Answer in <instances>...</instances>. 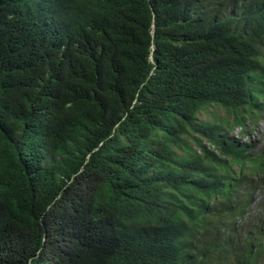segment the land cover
<instances>
[{
    "label": "trees",
    "instance_id": "1",
    "mask_svg": "<svg viewBox=\"0 0 264 264\" xmlns=\"http://www.w3.org/2000/svg\"><path fill=\"white\" fill-rule=\"evenodd\" d=\"M262 119L264 0H0V264H264Z\"/></svg>",
    "mask_w": 264,
    "mask_h": 264
},
{
    "label": "clouds",
    "instance_id": "2",
    "mask_svg": "<svg viewBox=\"0 0 264 264\" xmlns=\"http://www.w3.org/2000/svg\"><path fill=\"white\" fill-rule=\"evenodd\" d=\"M252 125L250 122L247 123V126H250ZM241 129H242V132H241ZM248 130V128H247ZM233 134L234 136L236 137H241V140L242 142L246 141V140H249L251 139L252 137H254L255 135H258V134H261L259 131H258V127L255 128V125H252L251 126V129L248 130V132H244V128L241 126V125H238L235 127V129L233 130ZM244 134H247V135H244ZM207 145L210 147V148H213V146H211L209 143H207Z\"/></svg>",
    "mask_w": 264,
    "mask_h": 264
},
{
    "label": "rangeland",
    "instance_id": "3",
    "mask_svg": "<svg viewBox=\"0 0 264 264\" xmlns=\"http://www.w3.org/2000/svg\"><path fill=\"white\" fill-rule=\"evenodd\" d=\"M251 126H252V125H250V126L248 127V130L251 129ZM256 127H258V131H259L261 134H264V119L260 120V121L258 122V124L255 125V128H256ZM241 132H242V129H241ZM244 135H247V134H244Z\"/></svg>",
    "mask_w": 264,
    "mask_h": 264
}]
</instances>
